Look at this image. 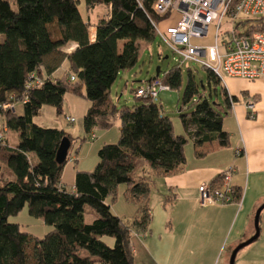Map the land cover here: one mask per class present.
<instances>
[{"label":"trees","instance_id":"trees-1","mask_svg":"<svg viewBox=\"0 0 264 264\" xmlns=\"http://www.w3.org/2000/svg\"><path fill=\"white\" fill-rule=\"evenodd\" d=\"M79 3L0 0V116L6 132L13 130L18 135L15 144L8 142L6 133L0 138V179L3 165L13 174L0 186V264H134L133 229L146 231L149 227L153 177L182 172L191 140L195 146L214 140L221 145L229 143L223 120L231 101L238 99L230 96L215 72L204 65V90L194 70L187 68L181 109L188 110L180 113L185 133L175 131L156 97L136 96L137 89L154 80L170 90L180 89V64L134 89L136 103L118 106L112 98L120 74L139 61V40L153 41L155 25L168 21L171 11L159 14L155 0H85L86 17ZM99 6L108 7L109 12L93 23L91 14ZM238 27L264 30V16L241 21ZM72 44L76 47L71 52L63 50ZM65 62L68 69L53 77ZM36 80L42 83L37 85ZM69 92L90 103L83 117L85 132L108 129L116 121L120 128L118 141L105 143L98 150L94 170L76 171L72 190L63 181L64 169L74 142L86 137L76 140L63 128L44 127L34 121L46 105L62 115ZM19 102L23 104L21 114L15 111ZM5 104H15V108ZM64 137L69 138L70 147L59 160ZM144 163L149 168L141 171ZM222 176L223 172L211 184H221ZM121 184L126 185L124 197L138 205L132 224L112 209ZM233 193V203H239L242 191L233 186ZM25 205L32 216L52 226L42 237L9 221ZM86 205L96 213L91 223L85 221ZM106 238H113V245Z\"/></svg>","mask_w":264,"mask_h":264},{"label":"crops","instance_id":"crops-1","mask_svg":"<svg viewBox=\"0 0 264 264\" xmlns=\"http://www.w3.org/2000/svg\"><path fill=\"white\" fill-rule=\"evenodd\" d=\"M75 47L63 50L71 52ZM226 88L238 99L227 112L232 126L223 120L229 143L204 142L194 146L192 157L186 150L185 169L158 176L161 187L154 198L152 180L149 227L133 229L134 264H230L235 248L256 233L255 215L264 203V78H228ZM248 103H254V117ZM232 165V184L242 191L241 201L203 205L199 186L211 183ZM261 226L259 237L237 252L236 264H264V215Z\"/></svg>","mask_w":264,"mask_h":264},{"label":"rangeland","instance_id":"rangeland-1","mask_svg":"<svg viewBox=\"0 0 264 264\" xmlns=\"http://www.w3.org/2000/svg\"><path fill=\"white\" fill-rule=\"evenodd\" d=\"M80 1V8L83 11V14L87 17V11L85 9V0ZM13 8L16 9V4L12 3ZM109 12L108 7L99 6L94 10L91 14V19L93 23H96L97 20L101 16H105ZM168 21L161 24L166 25ZM224 26L222 27V29ZM94 29L92 30V32ZM139 61L137 65L127 71H124L120 74L119 78L115 82L112 87V98L114 102L118 106H122L123 104L132 105L137 102V99L134 95V89H136L139 85L149 81L150 79L155 78L157 74V69L160 67V75L163 76L164 73L169 70L174 65L178 64L181 60L180 56L175 53L172 47L167 44L160 35L153 41H145L139 40ZM182 66V86L180 89L174 90H164L161 91L159 96L154 100L159 104L163 113L170 116L175 131L177 133H185L183 128L182 120L180 117V113L187 111L188 109H181L182 102L181 98L184 93L185 86L188 81V71L187 68H191L194 70L195 79L200 84V89H203L202 84L207 85V72L201 63L196 61H186ZM67 64L63 65L61 69L53 76L59 77L63 74L65 69H67ZM87 100L82 98L81 96L67 93L65 95L64 102V113L62 115H57L55 108L53 106L46 105L39 113L34 117V121L44 127H56L63 128L68 134L72 137L77 138L76 140L86 137L82 142L75 141L74 146L72 148V154L70 161L66 165L63 174V180L66 182V186L69 190H72V182L75 179L77 170H88L92 171L96 168L99 157L98 150L105 143H115L118 141L120 137V128L119 122H114L111 127L108 129L95 128L90 133L85 132L83 127V117L86 112ZM15 111L19 114L23 112V104L17 103ZM228 114V113H227ZM225 117L226 125L232 126L233 120L230 116ZM75 118V121H70L68 118ZM118 123V124H117ZM0 127L3 128V118L0 116ZM96 137H95V136ZM6 138L10 144H15L18 140V135L16 131L9 130L6 132ZM194 143L193 140L189 142L186 146L187 155L192 157L194 153ZM144 165L140 169L149 168V166ZM147 168V169H148ZM13 178L12 172L6 165H3V174L0 179V186L5 184L9 179ZM153 198L159 193L161 187V180L158 179V176L153 177ZM126 188L125 184H121L119 186V195L118 200L112 204V209L116 213L120 214L125 218L126 222H133V214L138 209V205L133 202H126V198H124L123 192ZM263 211H261L260 215V223L263 217ZM96 217V213L92 207L86 205L85 206V221L87 223H91ZM10 222H15L21 224V227L36 236L42 237L44 234L49 232L52 229V226L45 224L42 219L32 216L29 213L28 205L20 211L19 214L11 216L9 218ZM106 240H108L106 238ZM109 245H113L114 240L110 238ZM238 262L237 258H235V264Z\"/></svg>","mask_w":264,"mask_h":264},{"label":"built area","instance_id":"built-area-1","mask_svg":"<svg viewBox=\"0 0 264 264\" xmlns=\"http://www.w3.org/2000/svg\"><path fill=\"white\" fill-rule=\"evenodd\" d=\"M154 7L161 15L171 11L168 19L171 22L163 25L164 28L161 25L155 27L157 35L180 56L178 64L199 62L212 69L225 86L228 78H264V30L244 31L238 27L241 21L264 16V0H155ZM94 38L95 30L92 32ZM41 83V80L35 81L37 85ZM164 90L169 87L154 80L137 89L136 96L155 98ZM235 103L231 101L232 106ZM4 106L15 108V104ZM248 109L254 117V103H248ZM68 119L75 121L73 117ZM5 133L4 125L0 138ZM234 171L233 165L223 171L219 185L203 183L199 186L203 205L234 201Z\"/></svg>","mask_w":264,"mask_h":264},{"label":"water","instance_id":"water-1","mask_svg":"<svg viewBox=\"0 0 264 264\" xmlns=\"http://www.w3.org/2000/svg\"><path fill=\"white\" fill-rule=\"evenodd\" d=\"M159 75H160V67H158L157 74H156L155 77H158ZM69 147H70V140H69L68 137H64L63 140H62V143H61L59 152H58V158H59V160H62L65 157V155L67 154V151H68ZM263 209H264V203L259 207V209L257 210L256 215H255V228H256V233L252 237H250L249 239H247L246 241L240 243L235 248V250L232 253L231 259H230V264H235L236 254H237V252L241 248H243L246 245L252 243L253 241H255L259 237V234H260V226H259V223H260V215H261V211Z\"/></svg>","mask_w":264,"mask_h":264}]
</instances>
